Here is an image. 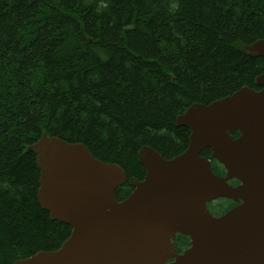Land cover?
<instances>
[{"label":"trees","instance_id":"obj_1","mask_svg":"<svg viewBox=\"0 0 264 264\" xmlns=\"http://www.w3.org/2000/svg\"><path fill=\"white\" fill-rule=\"evenodd\" d=\"M258 40L264 0H0V264L57 250L72 232L38 200L29 145L47 133L120 165L122 201L146 175L144 146L165 159L187 150L191 130L176 119L191 105L260 89L264 57L241 51ZM232 206L209 204L215 215ZM189 243L174 240L178 252Z\"/></svg>","mask_w":264,"mask_h":264},{"label":"water","instance_id":"obj_2","mask_svg":"<svg viewBox=\"0 0 264 264\" xmlns=\"http://www.w3.org/2000/svg\"><path fill=\"white\" fill-rule=\"evenodd\" d=\"M241 50L264 57V40ZM256 83L258 91L242 87L179 115L177 124L191 130L187 150L165 159L144 146L138 159L146 175L130 179L134 190L122 201L115 195L127 180L120 165L44 133L27 148L41 169L38 200L72 232L59 249L13 264H264V74ZM206 147L226 176L214 174L201 156ZM234 178L237 186L228 183ZM219 197L243 202L213 216L207 203ZM177 234L191 241L179 254Z\"/></svg>","mask_w":264,"mask_h":264},{"label":"flooded vegetation","instance_id":"obj_3","mask_svg":"<svg viewBox=\"0 0 264 264\" xmlns=\"http://www.w3.org/2000/svg\"><path fill=\"white\" fill-rule=\"evenodd\" d=\"M237 204V203H236Z\"/></svg>","mask_w":264,"mask_h":264}]
</instances>
